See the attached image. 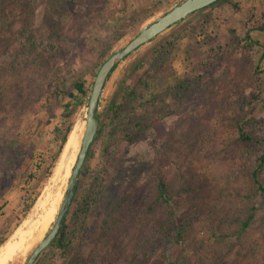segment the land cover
Wrapping results in <instances>:
<instances>
[{"label": "rangeland", "instance_id": "obj_1", "mask_svg": "<svg viewBox=\"0 0 264 264\" xmlns=\"http://www.w3.org/2000/svg\"><path fill=\"white\" fill-rule=\"evenodd\" d=\"M178 1L165 0L144 24ZM230 1L237 4L238 10L220 4L195 12L136 50L112 73L100 98V121H105L117 88L134 78V63L147 59L153 48L180 28L198 26L203 17L211 16L219 26L216 46L229 43L227 28L238 35L246 31L255 43L238 52L228 68L208 48L195 49L193 42L185 39L173 53L167 77L147 70L150 90L141 94L146 98L152 92L158 98L143 104L144 110L139 107L136 115L140 118L152 113L150 130L128 138L123 129L108 134L107 125L103 128L78 178L80 189L87 187L89 179L102 185V201L90 211L69 254L63 257L50 249L38 256L42 264H88L95 256L99 261L108 260V254L114 255L109 264H120L122 257L115 252L121 248L101 239L105 213H114L118 218L127 214L131 204L140 208L154 175L166 173L171 180L173 168L196 186L195 191L189 190L172 201L174 219L168 230L174 233L182 229L186 237L182 245L170 241L161 246L149 264H162L166 257L177 264L176 260L187 254V264H264V206L255 224L245 233L240 232V221L251 204L242 199L252 185L250 166L254 155H261L264 148L250 154L253 150H245L235 142L238 125L264 137V101H260L264 96V32L253 29V24L264 25V0ZM153 3L0 0V233L12 232L0 248V264H25L34 247L50 232L76 160L88 98L69 102L61 97L53 99L50 91L55 80L88 68H95L96 74L103 63L100 54L111 35L116 29H127L126 18L136 16L145 7L151 10ZM23 29H29L38 43L29 56L15 49ZM51 32L56 44L52 51L46 47ZM137 32L128 31L112 52L125 46ZM201 38L196 34L198 41ZM197 75L204 76V81L192 96L180 103L173 101L171 91L161 96L175 79ZM74 109V125L66 144L50 176L42 181L56 150L54 128L63 122L65 110ZM261 179L264 183V171ZM38 183L40 198L15 228L21 201L31 185ZM160 218H155L156 226L161 224ZM121 227L123 246L131 251L146 228H141L138 216L135 223Z\"/></svg>", "mask_w": 264, "mask_h": 264}, {"label": "trees", "instance_id": "obj_2", "mask_svg": "<svg viewBox=\"0 0 264 264\" xmlns=\"http://www.w3.org/2000/svg\"><path fill=\"white\" fill-rule=\"evenodd\" d=\"M148 1L151 3H157H153L154 5L151 10H148L145 7L141 9L136 16L129 17L128 19L126 18L128 22L127 29H116L111 35L109 41L105 44V48L100 54L101 62H104L109 57L113 48L126 36L128 31H138L145 22L152 18L154 13L158 11L165 2V0ZM220 4L238 10L237 4L230 0H219L209 6V8ZM207 8H204L203 10H206ZM216 21L217 19L214 17L205 16L198 26L190 25L187 29L180 28L179 31H175L168 37V39H165L157 47L153 48L151 52L148 53L147 59L136 61L131 71L134 78L128 83L126 80L123 81L121 86L117 88V91L111 97L106 119L105 121H103V119L100 121V127L95 140L101 139L102 130L106 125V127L109 128L108 134L111 130L117 134L119 130V132H121V129H123L122 132L127 135L128 138L150 130L152 125L150 114L152 113L147 116H141L140 118L136 115V111L139 107L143 108V104H148L149 101H154L158 98L155 97L156 95L152 92L149 93L146 98L141 94L142 91L147 92L150 90L149 84L146 82V72L151 69L157 75L167 77L171 73L170 63L172 61L173 53L180 41L185 39L192 41L195 45V49L201 50L208 48L216 59L224 60L228 68L233 64V59L238 52L255 44L250 41V37L247 35L246 31H244L243 35H238L235 30L227 28L229 43L222 47L216 46L219 34V26L216 24ZM253 29L264 32V25L253 24ZM196 34L202 36L199 41L196 39ZM53 35L54 33L51 32L46 45L51 51L54 50L56 45L52 39ZM19 36L20 41L15 47L18 53L21 55L24 54L23 56L33 54L38 43L33 39L31 31L29 29H23L19 32ZM115 68L113 70H115ZM94 76L95 68H88L78 72L72 71L67 77L55 80L52 90L50 91V96L56 100H59L61 97L62 100L68 102L75 101L76 98L82 100L87 99L89 97L90 87ZM203 81L204 76L202 75L175 79L173 84L161 93V96H166L168 95V92L171 91L173 101L180 103L184 98L192 96V94L200 88ZM261 100L264 101V96L260 97V101ZM261 103L264 105V102ZM75 113V109L72 112L65 110L63 113V122L54 128L53 142L56 146V150L50 157V165L46 174L43 176L42 181L50 176L55 163L61 155L74 125ZM146 113L148 114V112ZM235 142L245 150H253L250 154H254L255 149H258L259 147L264 148V137H258L252 132L245 131L241 125L236 126ZM254 157V164L250 166V181L252 185L248 193L242 195V199L250 201L251 204L244 214L245 217L240 221L241 233H245L255 224L260 207L264 206V183L261 179V175L264 171V152H262L261 155H254ZM171 173V180L168 179L166 173H156L154 175L148 186V190L143 197V202L140 208L131 204L128 208L127 214L118 218H116L114 213H105L101 239L108 242V244L115 243L116 247L121 248L119 251L115 252V255L118 258L122 257L120 264H149L151 262V257L161 246L167 245L170 241L177 245H182L184 242L186 237V232H184V230L178 228L179 231L174 233H171L168 230L170 229L169 225L171 219H174L172 201L177 196L187 193L189 190L195 191L196 186L194 183H187V178L181 174L178 168H173ZM39 183L37 185H31L27 190V196L21 201L15 228L18 227L21 221L30 211H32L31 209L35 207L40 198ZM103 193V186L96 185L95 181H91V179H89L88 185L85 188L80 189L79 184L77 183L76 193L71 203V208L72 205H74V209L71 211V217L67 223V219L65 220L56 238L43 252L46 253L50 249H53L62 254L63 257L67 256L81 230L84 228L83 226L86 223L90 211L102 201ZM257 201H260L259 205H256ZM136 216L141 219V228L145 227L146 231L143 236L139 234L141 238L134 244L135 246L133 249H131V251H126L123 246L124 237L120 235V231L122 230L121 226L125 223H135ZM157 217H161V224L159 226H156L154 223V220ZM11 233L12 232L9 230L0 233V248L10 237ZM43 252L41 254H43ZM113 256L114 255L110 257V254H108L107 257L109 258L105 261H99L98 257L95 256L89 260L88 264H109L110 258H114ZM189 257L188 254L184 255L183 257H180L179 260H176V262L177 264H187L185 261ZM41 259V257H38L34 264H42ZM115 262L118 261L116 260ZM162 264L173 263L169 257H166Z\"/></svg>", "mask_w": 264, "mask_h": 264}, {"label": "water", "instance_id": "obj_3", "mask_svg": "<svg viewBox=\"0 0 264 264\" xmlns=\"http://www.w3.org/2000/svg\"><path fill=\"white\" fill-rule=\"evenodd\" d=\"M219 0H180L153 21L144 24L136 35L122 48L112 52L101 64L93 79L86 108L85 127L75 163L68 179L66 193L58 210L55 223L50 232L34 247L25 264H34L36 258L53 242L69 215L71 203L76 193L78 178L100 127V98L112 73L118 65L139 48L149 44L171 27L191 14L211 6ZM116 67V68H115ZM115 68V70H113Z\"/></svg>", "mask_w": 264, "mask_h": 264}, {"label": "bare ground", "instance_id": "obj_4", "mask_svg": "<svg viewBox=\"0 0 264 264\" xmlns=\"http://www.w3.org/2000/svg\"><path fill=\"white\" fill-rule=\"evenodd\" d=\"M85 127V126H84Z\"/></svg>", "mask_w": 264, "mask_h": 264}]
</instances>
